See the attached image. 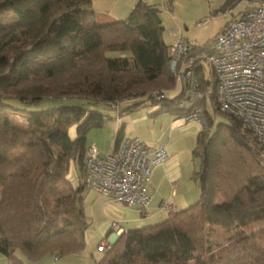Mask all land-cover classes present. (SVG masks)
Listing matches in <instances>:
<instances>
[{"label":"trees","instance_id":"obj_1","mask_svg":"<svg viewBox=\"0 0 264 264\" xmlns=\"http://www.w3.org/2000/svg\"><path fill=\"white\" fill-rule=\"evenodd\" d=\"M157 12L138 2L125 19L99 24L90 0H0V253L9 264L85 248L87 188L81 177L87 133L101 127L104 116L80 104L33 108L35 103L77 97L113 106L145 97L182 117V87L165 95L175 88V76ZM213 40L189 46L201 55L195 71L203 90L211 77L199 63ZM209 98L229 122L197 134L192 156L199 159L198 200L159 223L128 229L109 250L99 251L96 264H264V144L214 106V92ZM11 113L22 117L21 125ZM123 127L115 131V145L124 138ZM71 163L77 186L67 179ZM206 224L239 231L202 260Z\"/></svg>","mask_w":264,"mask_h":264},{"label":"built area","instance_id":"obj_2","mask_svg":"<svg viewBox=\"0 0 264 264\" xmlns=\"http://www.w3.org/2000/svg\"><path fill=\"white\" fill-rule=\"evenodd\" d=\"M235 6H244L240 15L229 21L209 51L202 53L199 65L207 68L211 77L205 90L195 71V59L201 55L191 54L182 39L168 47L169 69L175 76V87L180 83L184 90V120H196L207 129L210 116L206 99L214 92V106L239 119L264 144V0H236L224 13H231ZM166 158L163 145L149 146L138 138H122L103 156L91 141L86 146L81 181L106 199L144 209L150 200V174ZM111 231L110 238L97 246L98 251L109 249L124 228L113 222Z\"/></svg>","mask_w":264,"mask_h":264},{"label":"rangeland","instance_id":"obj_3","mask_svg":"<svg viewBox=\"0 0 264 264\" xmlns=\"http://www.w3.org/2000/svg\"><path fill=\"white\" fill-rule=\"evenodd\" d=\"M202 25V27H194L192 30V34L199 38L198 41L204 42L201 46L210 43L220 26V21L219 19L209 20ZM167 28L168 25H165L162 34L165 42L169 41ZM205 70L208 69L205 68ZM179 91L180 83H177L172 91L164 93H167L165 94L167 97H171ZM154 99L158 100L157 97H154ZM133 103L134 105L130 107L131 109L126 108V106ZM72 104H80L84 108L103 114V125L98 128H92L87 134V144L92 141L101 148V151L112 140L114 132L121 125L124 126V136L127 138L138 137L140 140L149 144L156 143L165 146L170 154V160L167 162V165H170L169 168L167 167V173H165L166 175L162 179L163 188L161 193L163 197L162 207L164 209H168V205H171V208H173L174 206L172 204L178 203V196H183L184 192L187 194L195 193L193 202L198 200L200 191L194 173L198 169L199 159L192 156V149L195 146L197 134L202 129L198 121H186L180 115L168 111H160V102L152 103L145 97L121 100L117 105L115 103L113 106L93 99L70 97L59 100H42L41 102L35 103L33 108ZM206 104L208 114L212 119V126L210 127L211 119H209L207 129H210V133H212L218 123L227 124L229 120L226 115L216 112L213 109L209 97L206 99ZM11 118L16 125L22 124L21 116L11 113ZM67 130L69 136L74 138L76 125L71 124ZM76 176L77 170L71 163L67 173V179L73 186H77L78 184ZM177 193L178 196H176ZM152 206H154L155 212L149 213L150 218L148 215L141 216L139 213H136V216L135 209L106 199L98 191L87 188L83 192V207L88 223L83 238L85 248L77 256L69 258V261L75 264H83L86 261V264H96L102 257V253L97 250V245L99 242L107 241L110 238L113 222L124 228V231L117 237L118 239L130 227L143 228L163 221L166 212L160 210L161 206L158 205V202H155ZM176 206L180 207L179 204ZM136 208L138 209V207ZM174 208L172 211L177 210ZM153 213L155 214L153 215ZM238 231L239 229L234 227L226 229L218 225L206 224L204 231L201 233L202 235H200L201 248L198 250V253L204 257L202 260L211 254H216L221 248L230 244L232 241L231 238ZM53 258L50 260L47 259L49 264H65L61 261L62 256L57 257V260ZM0 264H9V260L1 253ZM190 264L201 263L192 261Z\"/></svg>","mask_w":264,"mask_h":264},{"label":"crops","instance_id":"obj_4","mask_svg":"<svg viewBox=\"0 0 264 264\" xmlns=\"http://www.w3.org/2000/svg\"><path fill=\"white\" fill-rule=\"evenodd\" d=\"M234 1L235 0H90V7L94 12V17L96 21L99 24H107L113 21L125 19L138 2H143L148 5H154L158 9L157 18H159V21L163 26V30L165 25H168L167 34L169 36V41L167 43L170 44L177 39H182L190 47H192L193 45L201 46L202 43H204V42H199L198 41L199 38L192 34V30L194 27H202L203 26L202 24L209 20L219 19L220 26L216 31L215 34L216 36L229 21H231L234 18H237L240 15L244 6H237V7L235 6L232 8L231 13H224L225 9L233 6ZM215 36L212 38V40L215 38ZM114 135L112 140L105 146V149L102 150L103 152L101 151V148L96 145L100 155L102 156L106 155L107 153L111 152L114 149L115 147ZM122 137L127 138L124 136V128H123ZM134 138H138V137H134ZM144 143H146L149 146L161 145L156 143H152V144H149L147 142ZM166 152H167L166 160L162 164L156 166L150 174V178L147 186L148 192L150 194V200L147 206L144 209H137L135 206H127L135 209L136 216L139 213L141 216L148 215V217L150 218L149 213L155 212V208L154 206H152L154 205L155 202L156 203L158 202V205L161 206L160 210H164L166 212L165 219L168 217L169 212H171L174 207H175L174 209L179 210L187 207V205L194 203L193 197H195L194 195L195 193L187 194L186 192H184L183 196H178L177 193L176 196H178V203L174 204L172 202L173 203L172 205L174 206L173 208L164 209L162 207V203H163L162 202L163 197L161 193L163 188L162 179L166 175L165 173H167V167L169 168L170 165V164L167 165V162L170 160V154L167 150ZM177 204H179L180 207H177L176 206ZM154 214L155 213H153V215ZM128 229H134V228L130 227ZM75 256H77V254L64 256L61 258V261L65 264H75L74 262L69 261V258H73ZM52 258H53L52 256L47 255V257L44 256L43 258L32 264H49V261L47 259L50 260ZM86 263L87 261L83 264Z\"/></svg>","mask_w":264,"mask_h":264}]
</instances>
